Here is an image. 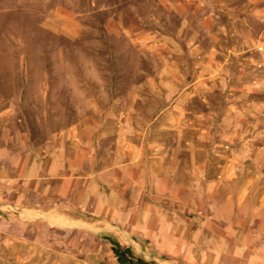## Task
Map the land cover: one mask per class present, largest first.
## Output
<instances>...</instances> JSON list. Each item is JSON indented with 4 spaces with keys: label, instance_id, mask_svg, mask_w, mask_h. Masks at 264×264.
I'll return each instance as SVG.
<instances>
[{
    "label": "rangeland",
    "instance_id": "rangeland-1",
    "mask_svg": "<svg viewBox=\"0 0 264 264\" xmlns=\"http://www.w3.org/2000/svg\"><path fill=\"white\" fill-rule=\"evenodd\" d=\"M99 170L264 244V0H0V264H201L76 203Z\"/></svg>",
    "mask_w": 264,
    "mask_h": 264
},
{
    "label": "crops",
    "instance_id": "crops-1",
    "mask_svg": "<svg viewBox=\"0 0 264 264\" xmlns=\"http://www.w3.org/2000/svg\"><path fill=\"white\" fill-rule=\"evenodd\" d=\"M104 173L99 170L91 175L87 173L79 176L82 186L78 188H81L84 194L81 196L82 200L76 198V203L78 201L80 204L83 201L86 207L93 204L101 218L112 216L121 226L128 224L136 239H144L150 242L149 244H158L159 251L168 254H178L183 248V255H186L187 244H192L194 249L200 252L197 258L201 264H264V244L250 243L251 234L248 228L237 223L236 212L225 215L214 208L206 213H198V217L194 219L193 231L188 238L183 224H179L175 231H170L169 213L145 207L141 202L143 199L141 196L146 192V187L145 189L138 187L136 191L139 197L134 198V202L129 204L121 202V192L112 190L114 204L108 205L112 195ZM58 174L49 177L61 178L57 192L60 195L65 192L68 194L71 188L67 190L65 186L76 183L75 179L78 176L67 173L60 175V172ZM139 185L142 186L141 183ZM212 248L215 249L214 253H211L214 251Z\"/></svg>",
    "mask_w": 264,
    "mask_h": 264
}]
</instances>
